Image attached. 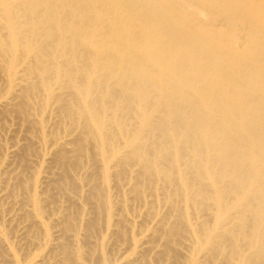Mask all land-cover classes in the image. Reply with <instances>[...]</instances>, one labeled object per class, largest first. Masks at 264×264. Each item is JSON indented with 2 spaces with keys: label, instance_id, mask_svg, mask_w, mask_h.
Returning a JSON list of instances; mask_svg holds the SVG:
<instances>
[{
  "label": "bare ground",
  "instance_id": "6f19581e",
  "mask_svg": "<svg viewBox=\"0 0 264 264\" xmlns=\"http://www.w3.org/2000/svg\"><path fill=\"white\" fill-rule=\"evenodd\" d=\"M0 82V127L23 132L0 213L44 250L26 264H105L138 218L119 264H264V0H0ZM0 264H24L1 228Z\"/></svg>",
  "mask_w": 264,
  "mask_h": 264
},
{
  "label": "rangeland",
  "instance_id": "374dc122",
  "mask_svg": "<svg viewBox=\"0 0 264 264\" xmlns=\"http://www.w3.org/2000/svg\"><path fill=\"white\" fill-rule=\"evenodd\" d=\"M0 85L2 86V83ZM4 123L7 126H9L10 128L13 127L12 130H14V129L17 130V128H18L17 127V125H18L17 119H7L3 122V124ZM22 134H23V132L22 131L20 132L19 130H17L16 133H13V132L8 133L6 130H4L3 125L0 127V145L3 148L0 151V161H1V159L4 158L3 155L5 156V153H4L5 148L10 147L14 141H16L18 139H22ZM34 155H35V152H34ZM35 159L36 158L33 157V160L31 161L32 165L30 166L29 172L27 174L35 171ZM89 159L93 163V161H92L93 159H92L91 155H90ZM111 192L113 194L112 200H114V202H116L117 200L115 201V198L117 199V195H118L117 194V192H118L117 188H112ZM68 199L69 198H65V196H61V197L55 196L53 198H50V201L47 203V205L46 204L42 205L43 222L45 223V228L47 229L49 234H52V230H54V226L50 220L52 218V215L54 213L58 212L59 206H64L65 203H68ZM1 205H2L1 206L2 211L0 213V228L3 231L5 238L7 239V242L10 246V249L15 253L17 260L21 263L26 264L27 262L30 261V259H32L36 255H38V253L42 254L44 252V250H42L43 252L37 251L35 249V247L33 248V246H29L26 244V241L23 239V234L21 235V232H22L21 226L22 225L20 224V220L17 219V213H18L17 210H19L18 207L15 206V208H13V206H10L11 204H9V202L8 203L3 202ZM142 205L143 204L141 202H139V200H132L131 202H128L125 210L123 211V216L127 217V219L130 221L132 219L137 220L136 218H138L139 214L143 211ZM85 208H86L87 212L91 211L89 204H85ZM77 210H78L77 207H72V212L77 211ZM12 211H13V214H15V216L12 215ZM9 218L11 219L10 221H8ZM14 218H15V221H14ZM137 221L139 222L138 224L140 226L139 225L135 226L136 228H135V232L132 235V238L129 237V231L123 225H120V231L118 233H116L112 236H105L106 242L104 245V252H103L104 257H105V261H106L105 264H119L120 259H122L124 257H129L131 255L132 249H133L131 247L132 239L135 242H138L139 238H140L141 230H144L146 228L145 225L147 224V220L144 218H142V219L138 218ZM101 225H102V221L100 219L97 223V228H98V230H97L98 235L96 236L97 241L99 240L100 236L102 235ZM42 236H43V234H42ZM80 243H81V248L83 251L88 249L85 245L84 240H82ZM29 253H31V254H29ZM54 253H56V252H54ZM54 253L47 255L48 264L49 263L50 264H57V258H55L57 256V253L55 255H54ZM143 259H144L143 264H146L145 263L146 258H143ZM87 264H94V263L88 261ZM149 264H165V261H164V259H162L160 257L159 258L154 257V258H150Z\"/></svg>",
  "mask_w": 264,
  "mask_h": 264
}]
</instances>
